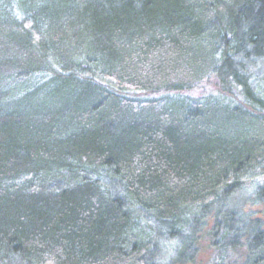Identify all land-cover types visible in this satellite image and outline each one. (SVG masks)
Masks as SVG:
<instances>
[{"label": "trees", "instance_id": "obj_1", "mask_svg": "<svg viewBox=\"0 0 264 264\" xmlns=\"http://www.w3.org/2000/svg\"><path fill=\"white\" fill-rule=\"evenodd\" d=\"M264 0H0V264H264Z\"/></svg>", "mask_w": 264, "mask_h": 264}, {"label": "rangeland", "instance_id": "obj_2", "mask_svg": "<svg viewBox=\"0 0 264 264\" xmlns=\"http://www.w3.org/2000/svg\"><path fill=\"white\" fill-rule=\"evenodd\" d=\"M243 206L245 211H249L255 217H260L263 220L264 224V213L262 212V208L260 206L252 205L249 202ZM199 252L196 259L191 263L185 264H211L214 259V251L212 248L209 247H199Z\"/></svg>", "mask_w": 264, "mask_h": 264}]
</instances>
